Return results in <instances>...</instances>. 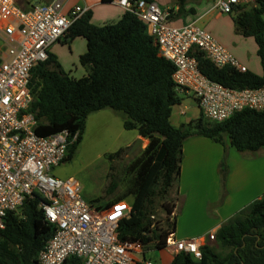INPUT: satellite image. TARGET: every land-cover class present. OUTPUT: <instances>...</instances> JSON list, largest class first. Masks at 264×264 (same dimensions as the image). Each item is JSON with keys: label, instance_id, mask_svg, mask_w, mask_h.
<instances>
[{"label": "trees", "instance_id": "obj_1", "mask_svg": "<svg viewBox=\"0 0 264 264\" xmlns=\"http://www.w3.org/2000/svg\"><path fill=\"white\" fill-rule=\"evenodd\" d=\"M252 1V7L236 11L235 22L243 24L246 35L257 45L260 76L249 71L218 69L202 53H191L207 79L230 89L264 87V0ZM88 19L85 12L68 34L71 39L81 35L86 40L85 77L70 78L50 54L47 62L31 72L37 92L32 105L37 121L35 132L42 137L63 131L78 134L64 162L77 151L88 116L102 110L119 115L125 130L136 131L147 140V146L127 170L133 174L127 189L132 197L131 210L120 222L117 237L122 243H140L145 249L162 251L175 231V203L168 198L180 176L183 143L199 136L221 144L228 141L239 153H255L264 148V111L247 109L222 123L210 122L202 114L184 129L175 128L170 122L171 111L181 101L172 81L175 67L159 55L145 23L126 11L118 22L100 27L90 25ZM119 154L108 158L112 161ZM220 174L223 183L224 162ZM110 178L107 194L117 187L116 178ZM159 209L166 215L164 219L156 218ZM3 223L0 264H36L38 252L56 229L46 222L38 202L29 199L18 213H7ZM212 242L227 251L225 256L216 253ZM212 242L200 247V260L178 253L170 264H264V196L225 223ZM64 264L81 261L72 257Z\"/></svg>", "mask_w": 264, "mask_h": 264}, {"label": "built area", "instance_id": "obj_2", "mask_svg": "<svg viewBox=\"0 0 264 264\" xmlns=\"http://www.w3.org/2000/svg\"><path fill=\"white\" fill-rule=\"evenodd\" d=\"M142 20L158 47L159 55L174 67L172 81L177 92L193 97L204 118L222 123L244 110L264 111V87L230 89L207 79L191 55L198 51L216 68L246 72L230 52L194 23L174 27L155 2L112 0ZM217 10L232 15L252 0H214ZM86 10L64 11V1L52 0L28 10L15 0H0V37L5 52L0 57V231L7 213H18L25 200H36L54 235L38 252L36 264H64L75 257L81 264H153L140 243H122L117 230L130 213L125 202L108 210L87 203L80 185L52 175L63 164L78 134L63 131L42 137L32 105L37 92L32 70L47 62L51 46L69 34ZM154 218V217H153ZM152 218V219H153ZM216 233L208 234L213 241ZM202 239H168L166 249L201 259ZM151 250V249H150Z\"/></svg>", "mask_w": 264, "mask_h": 264}, {"label": "crops", "instance_id": "obj_3", "mask_svg": "<svg viewBox=\"0 0 264 264\" xmlns=\"http://www.w3.org/2000/svg\"><path fill=\"white\" fill-rule=\"evenodd\" d=\"M51 1L15 0L17 6L23 10H28L37 4H48ZM62 1H64L65 12H70L74 7L83 8L89 14L88 23L98 27L118 22L125 13V10L115 5L112 0ZM154 2L167 15L166 22L169 25L182 27L191 23L196 24L227 49L246 68V71L258 76L262 74L254 39L246 35L247 30L241 22H235L238 13L221 14L215 7L214 0H155ZM252 5L243 7L250 8ZM262 19L264 21V14ZM64 52H69L72 57V69L68 66V70H66L62 62ZM49 54L55 57L62 72L70 78L81 79L87 75L83 61L88 56V49L86 40L81 35L73 39L67 35L51 46ZM73 74L79 75L75 77ZM178 95L181 101L173 106L170 122L175 128L184 129L189 124L196 122L202 112L193 97L181 93ZM194 106L196 111L200 112L198 118L193 114ZM107 111L102 110L89 115L84 134L90 121L97 118L115 119L113 115L117 114ZM132 132H135L134 137L125 144L124 148H131L140 139V146L144 149L148 141L139 137L136 131ZM182 153L180 176L175 187V193L180 201L176 202L173 212L175 221L173 238L175 240L202 239L201 245L203 246L212 242L208 240V234L217 233L225 223L252 202L264 196V148L255 153H239L230 146L228 141L221 144L205 137L196 136L183 143ZM223 162L226 174L222 183L220 172ZM55 169L52 171L55 178L61 179L65 176L60 174L62 171ZM110 175L108 177L111 182ZM132 178V173L127 174L126 182L123 181L125 183L123 188L120 186L115 188L118 189L113 200H105L100 205L92 204L90 201L86 202L101 211L108 210L118 202L130 204L132 197L128 194L127 189ZM107 189H105V194H107ZM99 198L106 199L105 195ZM162 251L165 253L162 264H170L175 254L168 249Z\"/></svg>", "mask_w": 264, "mask_h": 264}, {"label": "rangeland", "instance_id": "obj_4", "mask_svg": "<svg viewBox=\"0 0 264 264\" xmlns=\"http://www.w3.org/2000/svg\"><path fill=\"white\" fill-rule=\"evenodd\" d=\"M4 52L5 46L0 37V57ZM63 57L64 59L62 62L66 70H68V66L72 69V57L69 52H64ZM73 75L77 77L79 74ZM194 110L193 114L198 118L200 112L199 110L196 111L195 106ZM107 112L115 114L110 110ZM113 116L115 119L97 118L92 122L90 121V125L84 134L83 140L73 157L69 161L63 163L59 168L55 169L56 171H62L60 174L65 175L61 179L76 181L81 187V194L84 200L90 201L92 204L98 203L100 205L104 203L105 200H113L118 188L114 189L109 195L105 194V189L108 188V185L111 183L108 175H113L116 178L117 186L123 188V184H125L123 181L126 182L127 180L128 173L126 170L129 168L130 164L138 158L143 150V147L140 146L136 151L128 155L130 148H124V146L134 137L135 132L124 130L122 118L119 115ZM118 150H120L118 157H114V159L110 161L108 158L109 155L112 156L117 154ZM102 195H105L106 199L99 198ZM178 198L175 189H173L168 198L169 201L176 204V202L180 201ZM165 217L166 215L159 209L156 218L164 219ZM211 246L220 257L225 256L227 252L225 249L220 248L219 245L213 242ZM150 249L148 248L145 250L146 259L151 260L153 264H162L165 253L163 251Z\"/></svg>", "mask_w": 264, "mask_h": 264}, {"label": "water", "instance_id": "obj_5", "mask_svg": "<svg viewBox=\"0 0 264 264\" xmlns=\"http://www.w3.org/2000/svg\"><path fill=\"white\" fill-rule=\"evenodd\" d=\"M140 145H141V140L139 139V140H137V142L130 148V150H129V155L131 154V153H133L134 151H136L139 147H140Z\"/></svg>", "mask_w": 264, "mask_h": 264}]
</instances>
